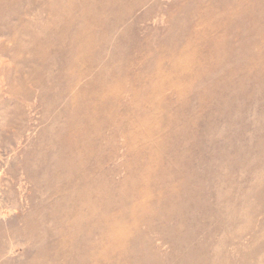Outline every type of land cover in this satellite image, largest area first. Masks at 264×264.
Listing matches in <instances>:
<instances>
[{"label":"rangeland","instance_id":"1","mask_svg":"<svg viewBox=\"0 0 264 264\" xmlns=\"http://www.w3.org/2000/svg\"><path fill=\"white\" fill-rule=\"evenodd\" d=\"M52 1L0 0V264H264V0Z\"/></svg>","mask_w":264,"mask_h":264},{"label":"bare ground","instance_id":"2","mask_svg":"<svg viewBox=\"0 0 264 264\" xmlns=\"http://www.w3.org/2000/svg\"><path fill=\"white\" fill-rule=\"evenodd\" d=\"M69 6V4L67 3L66 5L62 4L61 2H57L56 0H53L50 4V7L48 9L51 18H57L59 15L64 14L66 11H68L67 7ZM246 15H244V24H247L251 18V13H245ZM254 15V14H253ZM96 22V21H95ZM251 26L252 25H248L247 27V31L251 30ZM78 27V26H77ZM88 27V26H87ZM81 31V30H80ZM97 34V33H96ZM197 35L192 36L191 40L193 41V43H195L194 45L200 44L201 42L199 40L204 41V43L211 41L212 39H214L213 36H211L210 34L207 35V37L205 38V35L202 33H196ZM60 35V39L67 36L68 33L64 32L63 34H59ZM79 35V33H78ZM198 35L201 37L199 38ZM76 36V35H75ZM72 38V37H71ZM74 38V37H73ZM42 40V39H41ZM39 38H35V45H36V52H37V57L40 59L41 53L44 51L45 45L43 46H38L37 44H43L44 42H42ZM224 42V41H223ZM208 46H210V50L211 52H219L221 50L220 48V44L218 42H213L212 44H206ZM184 51L187 53H191V48L189 46H187L186 48H184ZM79 52V50H74L72 53H77ZM85 51L82 50V52L79 54L81 56H83L82 54H84ZM182 56L184 55H180V58H182ZM192 57V58H191ZM189 59L192 61L194 60V56H191ZM184 58H186L187 62H190L188 60V56H184ZM196 64V63H195ZM43 65V64H42ZM161 78L159 79L158 84L155 85V83L151 84V88L152 90H154L156 92V94H160L159 90H162V93L165 91V89L169 86L172 85L174 83H177L175 80L169 79L167 78L168 75H160ZM182 86V84H180ZM159 89V90H158ZM50 144V143H49ZM92 178V177H91ZM116 232L118 231H113L114 234H116ZM124 232V230L122 231Z\"/></svg>","mask_w":264,"mask_h":264}]
</instances>
